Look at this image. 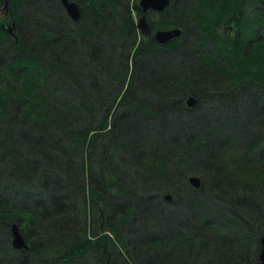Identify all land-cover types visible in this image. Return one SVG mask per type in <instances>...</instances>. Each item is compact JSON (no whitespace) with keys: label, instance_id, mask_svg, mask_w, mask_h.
Wrapping results in <instances>:
<instances>
[{"label":"trees","instance_id":"trees-1","mask_svg":"<svg viewBox=\"0 0 264 264\" xmlns=\"http://www.w3.org/2000/svg\"><path fill=\"white\" fill-rule=\"evenodd\" d=\"M75 1L76 20L60 0H0V264H260L264 0H172L148 16L182 28L165 45L131 0Z\"/></svg>","mask_w":264,"mask_h":264},{"label":"rangeland","instance_id":"rangeland-1","mask_svg":"<svg viewBox=\"0 0 264 264\" xmlns=\"http://www.w3.org/2000/svg\"><path fill=\"white\" fill-rule=\"evenodd\" d=\"M139 2H140V0H131V3L133 4V9L134 10H136L137 11V13L135 14H133V16L135 17V20H136V23H137V25H138V28H139V30L144 34V35H153V32H151L150 30H149V28L151 27V24H150V21H149V17L148 16H152L153 18H156V11H153V10H151L149 13H148V16H147V18H146V20H147V24H148V26H146V25H143V26H139V24H141V18H142V14H143V12H142V14H138V8L136 7V5H138L139 4ZM63 5V4H62ZM64 7V6H63ZM66 10V9H65ZM164 12V11H163ZM178 11H177V9H175V8H173L170 12H167V13H164V18L166 17V18H168V17H170V16H173L175 13H177ZM178 14V13H177ZM8 17V6L7 5H3L2 7H0V18H2V19H8L7 18ZM9 20V19H8ZM4 21L5 22V25L6 24H8L9 26H11V22H9V21ZM7 29V28H6ZM11 31L12 32H14L13 31V29H11ZM182 34H183V32H182ZM181 34V35H182ZM180 35V36H181ZM189 37V39L188 40H190V39H192L195 35L193 34V33H191V34H189L188 35ZM179 37V36H178ZM178 37H175V38H172L171 40H169V41H167L166 43H164V45L165 44H168V43H170V42H172L174 39H178ZM166 58H168V60H166V62L167 61H169V55H166L165 56ZM173 61L174 62H176V61H178V55H175V57H173ZM177 68V69H176ZM176 68H175V70H176V72L179 74V72H180V70H183V69H178V64L176 65ZM185 70V69H184ZM183 70V71H184ZM117 80V79H116ZM255 86H256V84H255ZM258 87V86H257ZM258 94V93H257ZM261 95V94H260ZM262 98H264V96H262ZM263 101V100H262ZM203 102V101H202ZM204 104H206V107L208 108V109H210V110H212V109H218L219 110V106H217V104L219 105H222V106H225V107H229V106H231V103H228V101H219V100H213V101H207V102H205V100H204V102H203ZM262 104H264V102H261ZM230 104V105H229ZM247 104H248V102H246L245 100H243L242 101V103L238 106V110L239 111H241V110H248L249 108H248V106H247ZM248 108V109H247ZM257 112V111H256ZM118 113V112H117ZM168 117V119L169 120H172L173 122H174V124H176V126L175 127H177V126H180V125H182V124H186L187 123V120H184V118H177V119H175V117H176V115L175 114H168L167 115ZM180 120V121H179ZM171 130H175V128H172L171 127ZM21 145H24V143H21ZM124 151V153H125V150H123ZM147 152L149 153V156L151 155L150 154V152H149V149L147 148ZM125 157V156H124ZM119 158H120V160H121V155H119ZM125 167H128V176L130 177V181H132L133 183H132V186H133V188H134V192H137V193H142V194H145V193H147L148 191L146 190V189H142V187H140V183L138 182V180H137V178H135V176H134V172L136 171L137 172V170H136V166H133V165H127V166H125ZM134 167V168H133ZM55 169H51V170H53V172H56L57 174H60L61 172H60V170L59 169H61V167H54ZM135 172V175H136V177L138 176L137 175V173ZM9 178H11V177H9ZM35 178V177H34ZM12 179V178H11ZM5 180H6V178H5ZM5 180H3V179H1L0 180V182H1V184L4 182L5 184H6V182L8 181V179H7V181H5ZM34 181L36 182L37 181V178H35L34 179ZM214 182H213V179L211 178L209 181H208V186L209 185H212ZM20 187H22V186H20ZM26 187V186H25ZM22 189H24V187H22ZM10 190V189H9ZM11 191V190H10ZM155 192V191H154ZM169 194H172V193H169ZM167 195V194H166ZM165 195V196H166ZM173 195V194H172ZM154 200H153V204H151L150 205V207L151 208H153L152 206H155V203H154V201H156L155 199H157V197H155V198H153ZM210 200V202H212V204H215L214 203V201L215 200H217V203H219L221 206L220 207H223L224 206V204H228V203H226V201H220V200H218L216 197H210L209 198ZM170 200V199H169ZM208 201V202H209ZM225 207H226V205H225ZM224 208V207H223ZM184 208L183 207H181L180 208V213L181 214H179L180 216H177V223H178V221H179V217H183L184 216V214H183V210ZM166 211L168 212V210H165V211H163L162 213H164V214H166ZM253 212V209H252V211H249V213H250V217L251 218H253L254 216H256L255 214H253L252 213ZM171 214H173V213H171ZM174 215V214H173ZM133 216V215H132ZM254 219V218H253ZM186 220V222L188 223V224H191L192 223V221L190 220V219H188V218H186L185 219ZM255 220V219H254ZM256 220H260V221H262V223L264 222V218H257ZM256 220L254 221V222H256ZM154 220L153 219H151L150 220V222L152 223ZM193 222H194V220H193ZM261 223V222H260ZM260 223H258V224H260ZM153 224V223H152ZM253 224V228L251 229V231H252V233L253 234H255V232H256V230H258V228L260 227V225L258 226L257 224H256V227H255V223H252ZM229 225V227L231 226L232 227V224L230 225V224H228ZM184 227H186L185 225H184ZM229 227H226V229H228ZM235 227V226H234ZM234 227H233V229H234ZM235 229H236V227H235ZM254 239L255 238H253V235H251L250 236V238L249 239H247V245L249 246V249L250 250H253L254 249V246H255V241H254ZM253 252V251H252ZM251 260H253L252 259V257L250 258ZM215 264V263H214Z\"/></svg>","mask_w":264,"mask_h":264},{"label":"water","instance_id":"water-1","mask_svg":"<svg viewBox=\"0 0 264 264\" xmlns=\"http://www.w3.org/2000/svg\"><path fill=\"white\" fill-rule=\"evenodd\" d=\"M66 9V12L68 15L73 18L74 20L78 19L80 16V4L75 1V0H60ZM172 0H140L139 5L141 7V10L143 12L142 18H141V24L139 26H143L147 24V15L146 12L148 10H157V11H162L165 9L166 6L170 4ZM15 23L13 22L10 27H14ZM183 30L180 27H173V28H163V29H158L155 32V39L158 43L164 44L167 41L171 40L172 38L178 37L182 34ZM197 99L194 95H190L187 99V104L189 106L195 105ZM189 183L195 187L199 188L202 184V179L198 175H191L188 178ZM167 199H172L173 196L172 194H167L166 195ZM12 244L16 248H23L27 247L25 238L20 231L18 225L16 223L13 224L12 226ZM262 246H261V251H260V256H259V261L260 264H264V236L262 237L261 240Z\"/></svg>","mask_w":264,"mask_h":264},{"label":"flooded vegetation","instance_id":"flooded-vegetation-1","mask_svg":"<svg viewBox=\"0 0 264 264\" xmlns=\"http://www.w3.org/2000/svg\"><path fill=\"white\" fill-rule=\"evenodd\" d=\"M5 28H7V27H5ZM11 29H12V28H9V29L7 28V30H9V31H11Z\"/></svg>","mask_w":264,"mask_h":264}]
</instances>
